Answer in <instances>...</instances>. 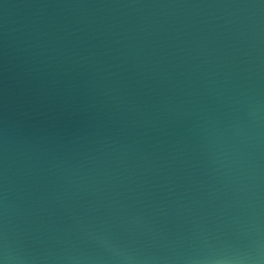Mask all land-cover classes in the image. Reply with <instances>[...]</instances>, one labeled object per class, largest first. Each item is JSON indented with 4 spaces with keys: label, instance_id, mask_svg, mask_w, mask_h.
Returning <instances> with one entry per match:
<instances>
[{
    "label": "water",
    "instance_id": "1",
    "mask_svg": "<svg viewBox=\"0 0 264 264\" xmlns=\"http://www.w3.org/2000/svg\"><path fill=\"white\" fill-rule=\"evenodd\" d=\"M0 264H264V0H0Z\"/></svg>",
    "mask_w": 264,
    "mask_h": 264
}]
</instances>
